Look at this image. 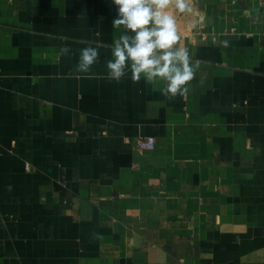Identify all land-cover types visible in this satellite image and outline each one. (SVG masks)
<instances>
[{"label": "crops", "instance_id": "1", "mask_svg": "<svg viewBox=\"0 0 264 264\" xmlns=\"http://www.w3.org/2000/svg\"><path fill=\"white\" fill-rule=\"evenodd\" d=\"M191 7L200 68L168 100L104 78L110 0H0V264H264V0Z\"/></svg>", "mask_w": 264, "mask_h": 264}, {"label": "clouds", "instance_id": "2", "mask_svg": "<svg viewBox=\"0 0 264 264\" xmlns=\"http://www.w3.org/2000/svg\"><path fill=\"white\" fill-rule=\"evenodd\" d=\"M116 16L112 27L122 30L113 41L111 58L105 62L109 81L121 82L131 73L133 83L144 80L155 84L162 78L161 95L168 100L185 97L191 91L190 82L196 77L200 62H192L187 48L179 43L174 12L190 13L191 0H110ZM190 25L189 27H194ZM227 44V42H225ZM61 57L74 55L67 45L59 49ZM100 61L98 48L91 44L79 50L76 65L69 75L89 73Z\"/></svg>", "mask_w": 264, "mask_h": 264}, {"label": "built area", "instance_id": "3", "mask_svg": "<svg viewBox=\"0 0 264 264\" xmlns=\"http://www.w3.org/2000/svg\"><path fill=\"white\" fill-rule=\"evenodd\" d=\"M136 146L139 148L153 149L156 146V139L153 135L138 137L136 139Z\"/></svg>", "mask_w": 264, "mask_h": 264}]
</instances>
